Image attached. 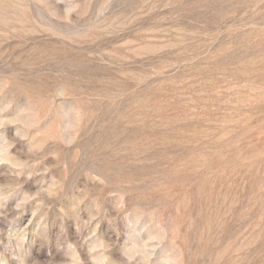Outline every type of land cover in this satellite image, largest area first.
Masks as SVG:
<instances>
[{
    "label": "rangeland",
    "instance_id": "obj_1",
    "mask_svg": "<svg viewBox=\"0 0 264 264\" xmlns=\"http://www.w3.org/2000/svg\"><path fill=\"white\" fill-rule=\"evenodd\" d=\"M0 264H264V0H0Z\"/></svg>",
    "mask_w": 264,
    "mask_h": 264
}]
</instances>
